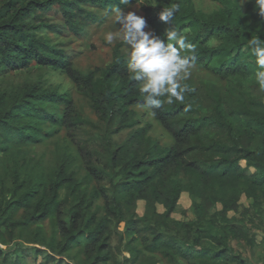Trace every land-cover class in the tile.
Instances as JSON below:
<instances>
[{"label":"trees","instance_id":"16d2710c","mask_svg":"<svg viewBox=\"0 0 264 264\" xmlns=\"http://www.w3.org/2000/svg\"><path fill=\"white\" fill-rule=\"evenodd\" d=\"M210 1L0 0V264H264V90L248 47L264 18L255 0ZM54 7L61 25L36 22ZM115 7L195 46L203 77L181 81L184 103L142 107L121 44L102 68L65 55L60 36L86 38ZM182 194L194 220L172 217Z\"/></svg>","mask_w":264,"mask_h":264},{"label":"clouds","instance_id":"9594fccd","mask_svg":"<svg viewBox=\"0 0 264 264\" xmlns=\"http://www.w3.org/2000/svg\"><path fill=\"white\" fill-rule=\"evenodd\" d=\"M255 2L259 16L264 18V0ZM179 10V4H172L160 11L158 18L168 24ZM113 15L114 22L120 28L116 32L106 33L105 42L112 44L114 40L122 39L129 49L128 69L132 73L131 78L139 82L140 92L144 94L142 107L154 110L162 108L165 102L169 105L184 103L185 94L194 89L181 81L188 79L190 69L196 62V48L188 42L187 36L174 27L165 29L163 35L166 39L152 31H145L148 28L147 20L136 11L125 12L115 7ZM248 47L255 57L256 82L264 90V40L256 36L248 41Z\"/></svg>","mask_w":264,"mask_h":264},{"label":"rangeland","instance_id":"374dc122","mask_svg":"<svg viewBox=\"0 0 264 264\" xmlns=\"http://www.w3.org/2000/svg\"><path fill=\"white\" fill-rule=\"evenodd\" d=\"M195 4L196 8L201 9L205 12L210 11L214 9V2H211L210 0H192ZM57 9L54 7L45 18L41 17L36 20L43 21L44 23H53L57 25H61L62 22L60 21V15L56 11ZM123 11H136L138 15L143 16V14L134 7H126L122 9ZM91 11L95 13L100 14V10L98 9H92ZM101 15V14H100ZM120 28L119 24H116L114 22V15L113 12L110 14L107 21L101 25L100 28L95 29L93 31L88 32V36L84 39H75V38H69V34L65 36L64 38H61V36L58 38L61 41V49L64 50L65 55L71 59L74 62V65L81 69V70H87V69H93V68H102L105 67L109 62L111 61L112 51L117 45H122L121 51L125 54V56L129 57V49L124 44L122 39H116L112 44H107L105 42V34L108 32H116ZM145 31H149L147 28ZM66 41H69V43H66ZM65 43V44H64ZM212 46H216L217 43L215 41H212L210 43ZM190 76L188 79H192L193 81L200 79L203 77L201 73L195 70V68L190 69ZM51 84H65L66 80H64L62 77H58L56 75H50ZM153 136L159 137L162 140V144H165L167 142V139L164 137L163 133L158 129L156 125H154V133ZM244 165L243 163L241 164ZM252 172V170H251ZM191 201L192 199L187 194H182L177 207L175 208L172 217L175 220H194L193 213L190 209L191 207ZM240 203L243 207H248L250 201L246 200L244 197L241 199ZM143 208L144 204L142 202L137 203V209L136 213L138 215L143 214ZM157 210L159 212H162V208L160 206H157ZM219 210V209H217ZM214 212V211H213ZM258 224V223H256ZM258 231V230H257ZM257 236L255 237V240L257 242L261 241L262 236H264V227H262V231L257 232ZM14 245V244H13ZM24 249L30 248L28 245H24ZM256 254L252 257V261L256 263V257L259 254L263 255V251L261 249H256ZM246 255L250 256V252L244 251ZM42 262L41 258L34 257L32 259H29L28 264H40Z\"/></svg>","mask_w":264,"mask_h":264}]
</instances>
